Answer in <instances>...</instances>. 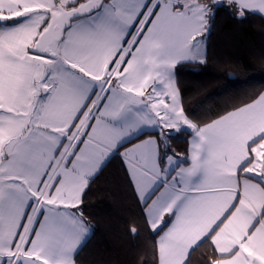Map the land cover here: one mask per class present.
I'll list each match as a JSON object with an SVG mask.
<instances>
[{"label":"snow or ice","instance_id":"6c2138e0","mask_svg":"<svg viewBox=\"0 0 264 264\" xmlns=\"http://www.w3.org/2000/svg\"><path fill=\"white\" fill-rule=\"evenodd\" d=\"M221 9L264 21V0H0V264H81L113 161L137 264H264V86L201 119L176 79Z\"/></svg>","mask_w":264,"mask_h":264},{"label":"trees","instance_id":"16d2710c","mask_svg":"<svg viewBox=\"0 0 264 264\" xmlns=\"http://www.w3.org/2000/svg\"><path fill=\"white\" fill-rule=\"evenodd\" d=\"M207 52L206 65L185 64L176 76L184 107L201 119L221 112L253 87L264 86V21L251 17L239 22L221 9L207 39ZM173 147L183 152L186 138L174 140ZM87 204L95 231L79 254L81 264H137L147 249L148 235L142 232L135 240L127 235L126 225L136 207L116 161L93 185ZM203 252L201 248L193 254L194 264Z\"/></svg>","mask_w":264,"mask_h":264}]
</instances>
